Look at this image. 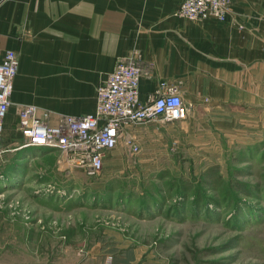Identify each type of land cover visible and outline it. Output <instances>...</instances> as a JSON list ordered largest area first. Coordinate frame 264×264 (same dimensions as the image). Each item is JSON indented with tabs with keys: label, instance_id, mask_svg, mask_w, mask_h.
Returning <instances> with one entry per match:
<instances>
[{
	"label": "rangeland",
	"instance_id": "374dc122",
	"mask_svg": "<svg viewBox=\"0 0 264 264\" xmlns=\"http://www.w3.org/2000/svg\"><path fill=\"white\" fill-rule=\"evenodd\" d=\"M263 112L257 111L246 128H211L226 133L215 139L201 135L190 140L184 120L136 125L131 134L140 147L137 155H124L121 142L106 153L102 171L93 177L58 164L56 149L18 148L17 135L4 131L0 258L42 264L40 258L81 257L86 242H76L72 250L60 241V223L74 222L95 225V237L102 224L112 228V235L117 229L123 236L100 241L107 244L104 258L264 264ZM198 138L204 145L195 144ZM184 183L189 201L198 188L201 210L174 208L183 200L179 188Z\"/></svg>",
	"mask_w": 264,
	"mask_h": 264
},
{
	"label": "crops",
	"instance_id": "0c3cea01",
	"mask_svg": "<svg viewBox=\"0 0 264 264\" xmlns=\"http://www.w3.org/2000/svg\"><path fill=\"white\" fill-rule=\"evenodd\" d=\"M182 1H1L0 51L18 55L4 131L23 142L16 128L20 104H34L52 116L94 112L97 86L117 58L134 49L142 59L139 99L158 94L162 84L177 87L190 104L183 119L190 140L226 134L211 130L217 126L253 124L256 112L264 111V0H237L224 21L184 19L177 13ZM60 226L62 244L73 250L76 242H86L84 253L40 258L42 264H159L154 258H104L107 244L100 241L119 236L109 225H100L96 237L93 224ZM0 264L16 259L0 258Z\"/></svg>",
	"mask_w": 264,
	"mask_h": 264
},
{
	"label": "built area",
	"instance_id": "2783aa9c",
	"mask_svg": "<svg viewBox=\"0 0 264 264\" xmlns=\"http://www.w3.org/2000/svg\"><path fill=\"white\" fill-rule=\"evenodd\" d=\"M236 1L183 0L177 13L192 21L208 18L224 21ZM141 62V53L135 49L117 58L113 69L96 88L92 113L52 116L51 112L34 104L18 105L16 128L23 137L18 148L56 149L60 153L58 164H64L65 169H79L92 177L102 171L106 153L115 150L121 142L124 155L133 158L140 151L131 134L133 127L152 121L183 120L190 110V104L183 100L179 89L165 84L158 94L141 101L138 91ZM17 70V53L11 49L0 51V152L3 121Z\"/></svg>",
	"mask_w": 264,
	"mask_h": 264
},
{
	"label": "trees",
	"instance_id": "16d2710c",
	"mask_svg": "<svg viewBox=\"0 0 264 264\" xmlns=\"http://www.w3.org/2000/svg\"><path fill=\"white\" fill-rule=\"evenodd\" d=\"M210 169H215V168H210ZM210 169H208L207 171L209 172V170ZM207 173V172H206ZM205 173V174H206ZM204 174V175H205ZM203 175V177H202V179H203V181L204 182H206L207 183V185H209L210 184V182H207L208 181V176H204ZM218 180V179H217ZM218 181H220V183H222V180H218ZM188 183L187 184H183L180 188H179V193L182 195V196H184L182 199L183 200H179L178 202H176V204H175V206L176 207H174V208H177L178 207V205H181L182 206V210L183 211H186V210H188V207L190 208L191 206L192 207H195V208H198V210H201L202 208H203V199H202V197H201V194L199 193V191H198V188H197V191H196V193H195V196H193V199L191 200V201H189V197L188 196H185L187 193L185 192V190L187 191V189H188ZM229 194V193H228ZM228 194H224V196H226V195H228ZM152 205L154 206V208L156 209L157 207H158V204H157V202L156 201H154L153 203H152ZM152 205H151V207H152ZM144 207H147V206H145V204H144ZM149 209V208H148ZM170 209H172V207L170 208ZM177 210V209H176Z\"/></svg>",
	"mask_w": 264,
	"mask_h": 264
}]
</instances>
